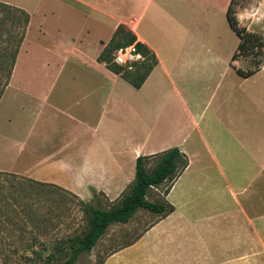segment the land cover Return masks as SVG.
I'll return each instance as SVG.
<instances>
[{"label":"crops","instance_id":"0c3cea01","mask_svg":"<svg viewBox=\"0 0 264 264\" xmlns=\"http://www.w3.org/2000/svg\"><path fill=\"white\" fill-rule=\"evenodd\" d=\"M0 1L30 17L0 98V158L24 165L0 171L113 203L139 157L179 149L189 165L164 198L174 211L102 264H264V60L238 73L255 65L234 59L232 0ZM257 1L258 22L237 17L264 37ZM120 26L158 60L139 89L98 60Z\"/></svg>","mask_w":264,"mask_h":264},{"label":"rangeland","instance_id":"374dc122","mask_svg":"<svg viewBox=\"0 0 264 264\" xmlns=\"http://www.w3.org/2000/svg\"><path fill=\"white\" fill-rule=\"evenodd\" d=\"M22 1L15 0L17 3ZM26 2L31 3L33 0ZM257 2V0H235L237 12H242V18L248 24L258 22L255 20V12L249 14L255 9ZM22 12L24 11L14 6L9 7L3 5V2L0 3V98L12 73L14 58L21 45L27 14ZM36 25L31 30L29 42L33 41L37 33ZM29 44L32 49V43ZM32 58L30 52L24 61H30ZM245 58L253 61L255 65L256 61L264 60V49L259 52L254 51V54ZM112 65L114 66L113 63ZM27 69L31 71L32 67L29 66ZM6 110L7 108L0 113V127L6 121L2 119ZM14 124L17 122L14 121ZM4 146L6 148V144L0 143V157ZM23 162L24 158H16L14 154L9 158H0V168H21ZM154 166L155 161H151L149 171ZM168 185L165 184L158 190L152 189L148 194V200L156 203L164 202ZM22 194V190L16 191L9 187L0 190V264H43V259L48 257L55 259L56 264L64 262L70 257L72 246L83 238L88 230L89 215L85 211V206L75 196L52 187L35 188L29 197H23ZM99 200L105 209L114 208L121 202L110 203L104 197H100ZM158 216L140 209L129 223L112 225L94 249L83 253L76 264H102L108 253L130 243ZM38 254L42 256V260L39 259Z\"/></svg>","mask_w":264,"mask_h":264},{"label":"trees","instance_id":"16d2710c","mask_svg":"<svg viewBox=\"0 0 264 264\" xmlns=\"http://www.w3.org/2000/svg\"><path fill=\"white\" fill-rule=\"evenodd\" d=\"M22 13L26 14L25 12ZM29 19V15L26 14V22L21 43L25 37ZM227 19L230 27L240 38V44L234 54V59L239 57H248L254 54V51L259 52L264 49V39L262 36L249 32L246 28L240 26L237 17V10L235 8V0H232L229 5L227 10ZM134 43L137 45L138 50L146 57L145 61L137 65L132 71L125 70L124 68L114 64V52L123 46L132 45ZM16 57L14 58V63ZM98 60L105 63L109 70L121 75L137 89L143 85L152 70L158 64L156 55L145 44L138 42L136 36L124 26H120L118 28L114 37L104 49ZM260 65L261 61H256L255 68L253 70L248 72L238 70V73L241 76L249 77L260 69ZM151 161H155V166L151 171H149V164ZM188 165V157L179 149L167 150L154 156H141L137 159L135 180L130 186V189L122 194L121 199L118 200L121 201L119 205L110 209L103 208L99 200L100 197H104L106 199L103 194L95 195L94 199L88 203L79 199L85 206L86 213L89 215V227L83 238L79 239L77 243L72 246V253L70 257L59 264H76L77 260L83 253L91 252L94 249L112 225L129 223L136 212L140 209H145L162 217H166L172 213L174 211V207L172 205L168 204L166 201L159 203L151 202L147 199V196L152 189H159L163 185L169 184L166 192L167 194L174 183L186 170ZM6 187L16 191L22 190L23 197L31 196L32 190L35 188L52 187L67 192L64 189L50 184L40 183L26 177H19L16 174L0 172V190ZM38 257L42 260V256L40 254H38ZM43 264L56 263L55 259L48 257L43 259Z\"/></svg>","mask_w":264,"mask_h":264},{"label":"built area","instance_id":"2783aa9c","mask_svg":"<svg viewBox=\"0 0 264 264\" xmlns=\"http://www.w3.org/2000/svg\"><path fill=\"white\" fill-rule=\"evenodd\" d=\"M145 58L134 43L116 50L113 54V63L125 70L132 71L137 65L144 62Z\"/></svg>","mask_w":264,"mask_h":264}]
</instances>
